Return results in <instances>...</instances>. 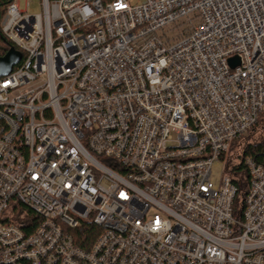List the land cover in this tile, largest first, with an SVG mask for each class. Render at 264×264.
<instances>
[{
    "label": "built area",
    "instance_id": "built-area-1",
    "mask_svg": "<svg viewBox=\"0 0 264 264\" xmlns=\"http://www.w3.org/2000/svg\"><path fill=\"white\" fill-rule=\"evenodd\" d=\"M2 30L0 264H264V167L239 199L225 161L264 111V0H14Z\"/></svg>",
    "mask_w": 264,
    "mask_h": 264
},
{
    "label": "trees",
    "instance_id": "trees-1",
    "mask_svg": "<svg viewBox=\"0 0 264 264\" xmlns=\"http://www.w3.org/2000/svg\"><path fill=\"white\" fill-rule=\"evenodd\" d=\"M13 1L0 0V56H4L13 46V42L2 30L3 16ZM256 123L246 136L232 143L231 150L225 156L227 171L232 175L239 188V199L244 196L250 182V174L247 166H245V159L251 157L258 165L264 167V111Z\"/></svg>",
    "mask_w": 264,
    "mask_h": 264
},
{
    "label": "rangeland",
    "instance_id": "rangeland-1",
    "mask_svg": "<svg viewBox=\"0 0 264 264\" xmlns=\"http://www.w3.org/2000/svg\"><path fill=\"white\" fill-rule=\"evenodd\" d=\"M17 3L21 10L28 9L30 12L38 13L41 11V0H17ZM175 34L174 31L170 32L169 35ZM258 136V134H257ZM211 173V182L212 185H218L220 183L221 177L223 175V171L225 169V165L223 162L215 164L212 166Z\"/></svg>",
    "mask_w": 264,
    "mask_h": 264
},
{
    "label": "water",
    "instance_id": "water-1",
    "mask_svg": "<svg viewBox=\"0 0 264 264\" xmlns=\"http://www.w3.org/2000/svg\"><path fill=\"white\" fill-rule=\"evenodd\" d=\"M22 53L15 49L14 46L4 55L0 56V77L11 74L13 67L20 62ZM230 63L235 66L239 63L237 57L230 58Z\"/></svg>",
    "mask_w": 264,
    "mask_h": 264
}]
</instances>
